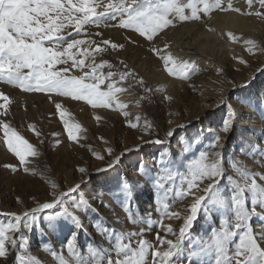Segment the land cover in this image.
Returning <instances> with one entry per match:
<instances>
[{
  "label": "rangeland",
  "instance_id": "obj_1",
  "mask_svg": "<svg viewBox=\"0 0 264 264\" xmlns=\"http://www.w3.org/2000/svg\"><path fill=\"white\" fill-rule=\"evenodd\" d=\"M107 2L108 0H103V3ZM227 2L228 0H221L222 6L227 7ZM182 3L186 5L188 0H182ZM231 3L233 7L240 8L241 12L212 11V57L207 56L208 62H202L203 64L200 58L197 60H190L188 57L182 60L176 58L170 47L173 41L169 39L164 42L168 45L165 48V44L157 46L156 38L154 46L159 52L153 54L149 51V43L135 36L131 30L113 27L112 25L117 21L106 20L98 26L84 25L81 35L77 38L85 40L91 38L97 41L108 38L114 43L124 45L117 50L118 54L110 47L107 52L93 53L96 63L106 60L114 65L112 69L103 68L101 70L103 74L106 75L109 70L114 72L123 70V65H127L137 74L136 80L125 81H121L117 75L115 86L122 88L123 91L115 94L113 105L107 109L117 113L118 116L100 117L99 120L96 119V125L90 122L89 115L84 110L93 111L94 108L84 101L58 97L55 94L51 95L61 103L60 111L65 112L63 118L59 116L56 108L49 112L45 108H38L36 102H33V110L29 107L22 108L26 114L22 119L19 109L14 107L15 98L19 96L24 98L27 94L47 96L49 94L25 93L19 88L0 82L1 85L10 88L12 94H7L10 97L9 114L6 118L0 117V119H5L36 150L35 154L26 156L29 172H24L22 168L18 171L5 168V164L19 166V161L9 151L6 152V156L3 155L1 146L3 131L0 129V226L15 223L14 218L6 214L15 213L23 216L24 212L36 207L38 203L49 202L54 192L56 194L67 192L76 184H82L83 187L79 191L69 194L65 199L71 204L73 201L78 202L83 196L91 202V210L78 212L82 221V230L76 242L78 257L89 264L94 259L93 250L97 253L95 259H103V264H107L110 250L112 259H117L114 252L115 244L127 242L126 237L123 240L117 239L121 233H140L143 230L142 238L154 246L157 243L155 234L158 231L166 239H175L172 234H166L161 225L171 224L178 235L182 220H170L164 216L162 204L168 203L170 211H180L182 215L186 213L193 197L177 196L175 189L187 187L183 178L189 175V169L193 168L200 159L201 152L221 151L219 148L210 147V141L215 134L221 136L224 145L221 158L224 174V179L220 182L221 195L226 199L230 198V186L242 183L245 174L250 179H256L258 190L264 188V180L260 179L264 176V107L256 102L257 97L264 94V74L259 72V69L264 68V19L243 14L260 10L258 4L250 9L246 0H231ZM193 6L198 10L203 7L200 0H193ZM101 10V8L97 9V11ZM191 11L185 8L186 13L190 14ZM198 14L201 16L200 20L179 22L182 25H202L211 19V13L205 15L202 11H198ZM234 19L236 21L233 23ZM197 28L191 30L189 36H201ZM220 28L225 29L222 36H219ZM240 28H244L240 31L242 35L237 32ZM68 31L74 30L70 28ZM96 32L102 33V36H96ZM231 37L236 39L233 40ZM129 38L136 42H129ZM248 40L253 41L254 44H246L245 41ZM228 42L231 44L230 47L226 46ZM248 48H251V52L246 50ZM169 54L178 65L176 73L169 75L172 79H181L179 66L182 63L195 66V70L189 69L188 77L182 79L186 82V87L171 94L167 93V83L161 80L151 82L139 66L140 63H145L146 73L151 74L153 71L157 73L149 60L151 58L159 60L161 56ZM234 56L245 60L246 64H240L239 59L232 61ZM253 76L255 80L250 89L244 92L235 90L234 85L245 83ZM139 78H143L145 84L152 89L146 98L138 84ZM109 82L112 81H105L101 89L107 90ZM249 93L256 95L250 97ZM165 96H170L172 99L166 100ZM221 99L224 104L221 103ZM0 103L3 101L0 100ZM67 103L73 106H66ZM118 103H123L126 107L116 109ZM224 105H231L236 114L234 127L227 134L220 130L228 112ZM96 109L106 110V108ZM123 112L128 113L127 117L122 114ZM63 121H67L70 125H79V130L74 133L77 136L76 140L69 139ZM129 122H138V127L127 126ZM145 122L151 125L152 135H148L145 131ZM29 125L33 127L30 128ZM54 125L58 132V135H54L56 139H52L54 137L51 133L53 132L51 127ZM169 130L175 131V135L171 138L165 135ZM37 132L41 134L39 138ZM156 139L164 142L144 143ZM138 145H143L138 151H126L135 149ZM108 149L112 150V156L123 154L122 160L115 168L97 174V169L104 168L111 158ZM94 153L105 159H97ZM80 167L86 168L91 174V182L85 183L88 176L78 171ZM229 177L231 180L228 179ZM154 181H158L164 187H158ZM122 184H127L134 193L130 201L122 190ZM167 189L173 191L168 192ZM245 196V205L251 211L253 193L246 192ZM156 199L162 202L160 212L156 211L158 207L154 202ZM256 211L264 218V210L258 205ZM50 214L51 210L38 213V228L32 233H28L23 227L20 233H7L8 236L17 238V245L22 242L20 236L29 237L25 249H20L18 246L13 248L11 241H6L9 264H60V257L73 260L67 252L66 234L59 231L52 233L47 228L44 216ZM198 216L199 220L195 228L185 237V255L189 246L198 250L206 241H210L212 230L214 228L219 230L225 220L229 224L234 223V216L231 213H223L219 210L209 213L201 210ZM149 217L152 221L151 226L148 223ZM250 225L257 235L264 231V219L253 217ZM41 229L44 231L43 238L40 234ZM140 238V236L133 237L135 241ZM233 239L235 242L238 237ZM132 247L138 248V244L134 243ZM159 247L166 248V246ZM151 251L152 249L148 250L147 264H153ZM18 256L23 259L17 260ZM2 260L3 258H0V264ZM183 264H188V261H183ZM193 264H210V262L207 257L203 260L198 257Z\"/></svg>",
  "mask_w": 264,
  "mask_h": 264
},
{
  "label": "snow or ice",
  "instance_id": "obj_2",
  "mask_svg": "<svg viewBox=\"0 0 264 264\" xmlns=\"http://www.w3.org/2000/svg\"><path fill=\"white\" fill-rule=\"evenodd\" d=\"M200 3L203 7L198 10L193 6V0H188L186 5L182 3V0H108L106 4L103 3V0H0V82L19 88L25 93L49 94V98L53 99L61 118L65 116V112L60 111L61 103L57 102L51 94L58 97H69L75 101H84L94 109L109 108L114 103L115 94L123 91L122 88L115 86L117 75L121 81H125L136 80L137 74L127 65H123V70L117 72L109 70L106 75L103 74L101 71L103 68L112 69L114 65L106 60L96 63L93 53L107 52L109 47L113 51H117L124 45L114 43L108 38H102L100 41L91 38L88 40L77 38L81 35L84 25L96 24L98 26L106 20L117 21L112 25L113 27L118 26L121 29L131 30L135 36L149 43V51L156 54L159 49L154 46L155 39L165 29L170 26L174 27L177 21L200 20L201 16L198 11H202L205 15L213 10L241 12L240 8L233 7L231 0H228L227 7L222 6L221 0H200ZM246 4L250 9L258 4L260 10L243 14L255 15L264 19V0H246ZM98 8L102 10L97 11ZM185 8L191 9V13H186ZM70 28L74 31H68ZM95 35L102 36V33L96 32ZM231 38L236 39V37ZM129 42L135 43L136 41L129 38ZM245 43L254 44L250 40ZM82 45L84 47H81ZM167 47L168 45L165 44V48ZM74 49L75 51H73ZM246 50L251 52V48ZM89 58H91L90 61ZM160 59L163 61L164 70L170 76L176 73L178 65L171 54L161 56ZM234 59L239 58L234 57ZM239 63L246 64V61L239 59ZM121 64H123L122 61ZM189 69L194 71L195 66L187 63H182L179 66L181 79L188 77ZM259 72L264 74V68L259 69ZM254 80L255 76L248 78L245 83L234 85V88L244 92L250 89ZM105 81L112 82L107 83V90H102L101 85L105 84ZM138 84L143 89L146 98L152 89L145 84L143 78H139ZM255 95L249 93L250 97ZM165 99L170 100L172 97L165 96ZM0 100L3 101L0 103V109L3 110L0 111V117L6 118L9 114L10 97L0 91ZM256 102L264 107V94L259 95ZM221 103L224 104L223 99H221ZM224 106L227 107L228 112L220 130L227 134L234 127L236 114L231 105ZM125 107L126 105L123 103L116 104V109ZM122 114L125 117L128 115L127 112ZM95 119L99 120L100 117L97 116ZM137 119L139 120V118ZM63 123L69 139L76 140L77 136L74 133L79 130V125H70L67 121H63ZM127 126L137 128L138 122H129ZM29 127L33 126L29 125ZM0 129L3 131L4 145L19 161V166L5 164L4 167L13 171L22 168L24 172H29L26 156L35 154L34 146L19 135L5 119H0ZM144 129L148 135H152L151 125L148 122H145ZM36 135L39 138L41 134L37 132ZM165 135L171 138L175 135V131L169 130ZM163 142L160 139L144 141L145 144H162ZM142 146L138 145L135 149L126 151H138ZM210 147L219 148L221 151L201 152L200 159L196 161L193 168L189 169V175L183 178L187 187L175 189L177 196L193 197L186 213L182 215L180 211H170L168 203L162 204L164 216L170 220H182L178 235L171 224L161 225L166 234H172L176 238L166 239L158 231L155 234L157 243L154 246L142 238L143 230L140 233H121L117 239L123 240L126 237L127 242L115 244L114 252L117 259H112L110 250L107 264H147L149 249H152L153 264H183L185 260L188 261V264H193L198 257L201 260L207 257L210 264H233V261L234 264H264V231L257 235L250 225V220L253 217L264 219L261 217V213L256 211V205L264 210V188L258 190L256 179H250L245 174L242 183L230 186L231 195L226 199L220 192V182L224 179L221 167L224 145L219 134L214 135L210 141ZM108 153L111 158L104 168L97 169V174L107 172L121 162L123 154L112 156L111 149H108ZM94 155L97 159H105L97 153ZM209 157H211L210 160ZM78 171L88 176L85 183L91 182V174L87 172L86 168L80 167ZM228 179L231 180V177ZM260 179L264 180V176H261ZM154 183L160 188L164 187L158 181H154ZM201 185L204 186L201 187ZM53 187L55 188V185ZM82 187V184H76L67 192L59 194L54 192L49 202L38 203L36 207L24 212L23 216L15 213L6 214L11 215L15 223L0 226L2 264H9L6 241L10 240L13 248L18 246L20 249H25L29 243V237L25 235L19 237L22 242L17 245V238L10 237L7 233H20L22 227L28 233H32L34 229L38 228V213H43L45 210H51L50 215L44 216L47 228L52 233L59 231L66 234L67 252L73 257V260H65L60 257V264H89L78 257L76 242L82 230V221L78 212L91 210V202L83 196L79 198L78 202L73 201L71 204L65 199L69 194L76 193ZM122 190L130 201L134 193L129 186L122 184ZM167 191L172 192L173 189H167ZM246 192L253 193L251 211L245 205ZM154 202L158 206L156 211L160 212L162 202L159 199ZM201 210L205 213L213 210L231 213L234 216V223L229 224L225 220L219 230L215 228L212 230L210 241H206L198 250L189 246L185 255V237L191 229L195 228L199 220L198 213ZM148 223L151 226L150 217ZM40 234L43 238L44 231L42 229ZM135 236L141 238L135 241L133 239ZM237 237L238 240L234 242L233 238ZM134 243L138 244V248L132 247ZM159 246H166V248ZM157 248L159 250H156ZM92 256L94 259L91 264H103V259H95L97 253L94 250ZM22 259L23 257H17V260Z\"/></svg>",
  "mask_w": 264,
  "mask_h": 264
},
{
  "label": "bare ground",
  "instance_id": "obj_3",
  "mask_svg": "<svg viewBox=\"0 0 264 264\" xmlns=\"http://www.w3.org/2000/svg\"><path fill=\"white\" fill-rule=\"evenodd\" d=\"M211 19L202 25H196V24H190V25H182L180 24L179 21L176 22L175 26H170L162 35H160L157 39H156V43L157 46H162L165 43L166 39H169L172 42V46L171 50L173 51V55L177 58H179V60L184 59L185 57H188L190 60H197V59H201V63L206 62L208 59L206 58L207 56L212 57V12L210 15ZM236 20H232V22L234 23ZM180 24V25H179ZM197 28V30L199 31V33L201 34V36L197 37V36H189V32L191 30H193L194 28ZM244 28H240V30H238L237 32L242 35V33H240V31H243ZM220 33L219 36L223 35V32H225L224 28H220L218 30ZM227 32V31H226ZM216 38V37H214ZM217 41V40H215ZM219 42V41H218ZM230 43L228 42L226 44V46L230 47ZM197 46V47H196ZM222 48L224 49L225 46L223 45ZM214 49V48H213ZM199 51V52H198ZM221 56V55H220ZM237 56H240L239 54H237ZM237 56H234L237 58ZM232 61H236L237 59H234ZM220 58V57H219ZM222 58V57H221ZM207 59V60H206ZM223 59V58H222ZM150 65L152 67H154V70H157V73L155 71H153L151 74L146 73V67L144 66L143 63H140V68L142 69V71L144 72V74L146 75V77L151 81H164V83H167L168 88H167V93L171 94L175 91L178 92L179 90H182L184 87H186V82L182 79L180 80H176V79H172L169 74L164 70V65H163V61L161 59L159 60H155L153 58H151L149 60ZM208 62V61H207ZM202 63V64H203ZM164 85V84H163ZM165 85V86H167ZM0 90H2L4 93L10 95L11 91L10 88H8L6 85L3 86L0 84ZM12 95V94H11ZM12 97V96H11ZM17 97V96H16ZM53 97V96H52ZM56 100V97H53ZM14 99V98H13ZM15 104L14 107L16 109H19L20 113V118H25L26 114L23 112L22 108H31V110H33L34 107H32L33 102H36L38 108L42 109L45 108L47 111H54L55 109V104L53 103V99H50L49 96L47 95H25L24 98H21L20 96L15 98ZM57 101V100H56ZM67 105H71V104H66ZM73 106V105H71ZM89 107V106H88ZM91 107V106H90ZM81 108V107H78ZM90 109V108H89ZM85 113H87L89 115V119L91 120L90 122H92L94 125H96V119L94 116L98 115L101 118H109V117H117V113L114 112H110V110H108L106 108L105 109H93V111L88 110V109H84ZM82 113H84L82 111ZM87 117V116H86ZM88 119V121H89ZM51 129L53 130L52 136L54 137L58 135V132H56V125H54L53 127H51ZM52 139H56V137L52 138ZM2 146V153L3 155H7L6 152H8L6 145L1 144Z\"/></svg>",
  "mask_w": 264,
  "mask_h": 264
}]
</instances>
